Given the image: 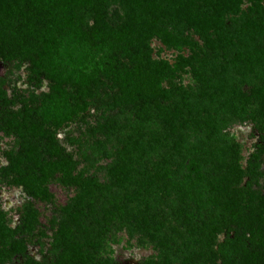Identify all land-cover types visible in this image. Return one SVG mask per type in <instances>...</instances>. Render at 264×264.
<instances>
[{"label":"trees","instance_id":"trees-1","mask_svg":"<svg viewBox=\"0 0 264 264\" xmlns=\"http://www.w3.org/2000/svg\"><path fill=\"white\" fill-rule=\"evenodd\" d=\"M118 1L121 13L110 23L106 17L111 0H0V61L26 63L30 73L50 82L37 104L23 106L5 123L19 146L8 152L0 175L29 199L18 211L22 227L16 232L0 207L5 245L0 257L24 253L51 229L54 257L24 264H115L104 248L111 227L162 233L172 224L159 257L143 264H264V192L252 190L250 183L237 186L241 171L220 156L222 150L211 140L197 139L193 129L185 138H177L176 132L181 123L187 125L185 116L207 112L209 104L237 116L244 105H254L258 114L253 128L264 154V83L241 88L240 78L231 71L243 69L250 75L260 70L264 50L253 43L246 46L236 32V44L224 36L225 17L241 12L245 0ZM241 29H236L239 35L244 34ZM187 30L204 36L210 59L197 53L196 44L184 34ZM153 40L167 49L189 48L193 61L183 56L173 63L153 58ZM188 69L202 97L196 88L179 85ZM103 79L116 90L109 101L112 108L140 121L154 115L168 124L166 140L177 157L160 158L163 151L147 146L138 131L121 149L103 153L114 158L103 167L102 178L77 171V161L59 144L56 133L86 113ZM0 102L9 103L1 86ZM119 126L108 117L100 130L112 137ZM139 155L150 161L151 175L136 173ZM53 186L64 192L62 203ZM151 196L144 208L136 203ZM156 203L161 205L156 211L162 209L167 219H151L150 206ZM210 226L233 234L214 251L205 250L212 256L207 259L197 249L209 248Z\"/></svg>","mask_w":264,"mask_h":264},{"label":"rangeland","instance_id":"rangeland-1","mask_svg":"<svg viewBox=\"0 0 264 264\" xmlns=\"http://www.w3.org/2000/svg\"><path fill=\"white\" fill-rule=\"evenodd\" d=\"M121 7L118 0H111L107 9V21L114 23L121 13ZM225 21L228 29L224 36L227 35L232 40L228 42L236 44L237 40L232 37L236 32L238 37L246 42V46L253 43L264 50V0H245L242 11L225 17ZM240 28L244 32L243 35L238 34L239 30L236 31ZM184 34L196 44V51L200 56L210 59L211 54H206V50L203 48L204 36L190 30L185 31ZM151 46L153 58H163L173 63L179 56H183L189 61H193V52L187 47L167 49L156 40L151 42ZM262 65L264 66V58ZM259 69L254 73H249L250 75H244L243 69L235 71L232 69L231 71L240 78V85H237L242 88L247 84L264 83V67ZM102 81L100 88L95 90L94 95L90 98L86 113L67 126L58 129L56 133L59 144L77 161V171L98 175L102 178L103 167L107 166L114 158L113 155L107 157L103 153H113V151L121 149L120 147L125 141L135 136L138 131L144 133V141L147 146H155L163 151L159 155L160 158L171 160L177 157L168 146L169 140H166V133L169 131L168 124H163L154 115L151 120L140 121L134 119L127 111L115 110L110 106L109 101L112 100L116 90L107 80L103 79ZM178 83L184 89L195 90L196 88L197 97H202V92L198 88L199 84L193 80L189 69L186 73H181ZM0 86L5 92L6 100L9 101L7 104L0 102V169H2L7 164L8 152H16L19 146L17 139L4 129L5 123L13 113L21 111L23 106L37 104L41 97L49 91L50 82L40 75L30 73L26 63L0 61ZM207 106V112L199 111L183 118L187 125L184 127L181 123L180 128L177 126V138L180 135L184 138L189 137L188 130L193 129L197 139L211 140L215 147L222 150L219 152L220 156L225 155L231 159L235 168L241 171L240 178L236 181L237 186L250 183L252 190L262 194L264 192V154L259 151L262 141L253 128V119L256 118L258 109L254 105L246 104L243 106L240 116H237L212 104ZM108 117H113L120 125L117 133L112 137L100 130ZM219 153L213 158L214 161L217 160ZM134 167L137 174L146 176L152 174L150 161L143 155L136 157ZM138 167H141L140 171L137 170ZM250 167L254 169L253 173L250 171L252 174L249 172ZM52 190L58 201L62 203L65 200L64 192L54 186ZM149 192L151 193L152 190L150 189ZM153 196L143 199L141 197L136 203L144 208L146 205L144 202L152 200L155 197ZM28 199L29 197L23 189L13 186L9 180H5L0 175V207L12 231L16 232L22 227L18 211L23 208ZM141 201L142 204H140ZM157 204L150 206L151 219L156 221L167 219L168 214L160 213L162 209L159 213L156 211V208L161 206ZM170 226L164 227L162 233H154L151 229H133L131 226H125L119 230L111 227L107 233V239L104 241L105 251L115 264H143L147 259L159 257L160 247L167 240L164 235L169 234ZM176 226L174 224L173 228ZM42 230L44 229L42 228ZM207 231V237L210 239L207 240V243L210 246L204 248L203 245H199L197 252L204 253L207 259H210L212 256L204 251H214L218 243L233 233H227L224 228H219V226L216 228L210 226ZM44 233L46 236L41 238L38 243L29 245L24 253L9 258L1 255L0 264H24L27 260L50 261L54 257L49 245L53 237V230L45 229ZM4 246L0 239V249H4Z\"/></svg>","mask_w":264,"mask_h":264}]
</instances>
